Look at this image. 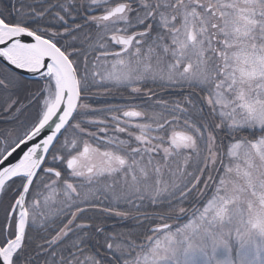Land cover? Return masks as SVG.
<instances>
[{"label": "snow or ice", "instance_id": "6c2138e0", "mask_svg": "<svg viewBox=\"0 0 264 264\" xmlns=\"http://www.w3.org/2000/svg\"><path fill=\"white\" fill-rule=\"evenodd\" d=\"M0 264H264V0H0Z\"/></svg>", "mask_w": 264, "mask_h": 264}]
</instances>
